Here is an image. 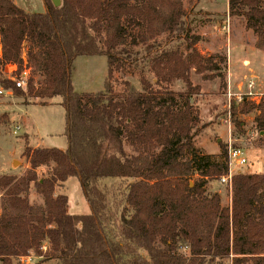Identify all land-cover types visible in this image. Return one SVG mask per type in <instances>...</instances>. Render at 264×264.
<instances>
[{
	"label": "trees",
	"instance_id": "trees-1",
	"mask_svg": "<svg viewBox=\"0 0 264 264\" xmlns=\"http://www.w3.org/2000/svg\"><path fill=\"white\" fill-rule=\"evenodd\" d=\"M227 2L228 19L241 20L264 51V0ZM42 3L44 12L33 13L0 0V65L20 72L25 52L29 69L24 90L1 74L0 88L43 105L60 98L67 146L25 144L28 168L19 177L0 176V262L19 264L32 254L59 264H264V173L235 174L230 207L218 194L206 195L208 181L228 172L226 149L219 144L215 157L195 145L207 125L191 103L199 94L191 74L219 79L225 90V58L198 52L199 37L183 23V0ZM181 35V42L170 43ZM134 47L143 49L152 79L141 74L140 89L121 81L116 94L114 72ZM81 56L106 58L103 91H74L73 63ZM175 82L185 90L174 91ZM253 112L255 129L264 135V93L257 103L230 101L241 134L237 117ZM43 168L48 171L40 177ZM71 177L89 214H69L68 197L56 192ZM32 189L42 204L30 202Z\"/></svg>",
	"mask_w": 264,
	"mask_h": 264
},
{
	"label": "rangeland",
	"instance_id": "rangeland-1",
	"mask_svg": "<svg viewBox=\"0 0 264 264\" xmlns=\"http://www.w3.org/2000/svg\"><path fill=\"white\" fill-rule=\"evenodd\" d=\"M17 1V2H16ZM29 12H44L42 0H15ZM186 16L183 18L184 26L190 28L194 35L199 37L196 49L203 56L218 55L225 58L221 65V74L225 76L226 89L213 92L219 79L203 81L201 76L191 74L193 85L199 87V94L191 98V103L199 110L201 124H206L195 139V145L202 153H210L219 157L221 151L219 144L225 149L228 142L234 147L241 148L247 157L248 164L242 168H233L232 173L261 174L264 173V135L258 133L254 125L255 112L247 116H238L244 123L241 134L233 125L229 115V102L227 99V79L229 64L238 63L237 82L243 84L250 80L255 82V93L260 96L264 93V52L256 49V39L252 32L245 29L239 19L229 20L227 17L226 0H183ZM180 37H174L170 43H179ZM165 43V42H163ZM230 46V51H229ZM126 58L125 56H128ZM144 51L140 47L132 48L124 55L123 69L114 72V92L121 93V81H128L140 89V75L152 79L148 73V63L143 59ZM136 59V61H135ZM135 61V62H134ZM245 63V64H244ZM231 67V69H234ZM0 74L2 77L0 66ZM107 76L106 58L104 56L77 57L73 63L72 86L76 93H96L103 91L104 80ZM39 78H37L38 80ZM236 82V83H237ZM176 92L185 90L181 82L172 84ZM237 93V87L233 88ZM243 91V90H242ZM60 98L48 100L47 104H40L34 98H15L12 91L6 90L0 97V176H21L28 168L26 158L23 156L25 144L31 148L66 149L67 140L64 135V110L59 105ZM19 128L16 130V128ZM15 132V133H14ZM207 142H206V141ZM207 143L209 146L200 147ZM48 169L39 170V176H46ZM194 180L198 177L194 176ZM118 184L117 180H104L102 185ZM206 195L218 194L223 207H230L231 187L220 184L218 180L208 181L205 187ZM64 193L68 199V213L71 215L89 214V207L82 195L79 182L71 177L64 183L63 189L56 191ZM1 197V191H0ZM32 204H42L41 196L32 189L29 195ZM45 250V249H44ZM188 255L187 249L181 250ZM0 264H2L0 262ZM12 264H17L15 261ZM19 264H59L57 261L46 260L30 255L21 258ZM223 264H232L231 260H224ZM245 264H251L247 262Z\"/></svg>",
	"mask_w": 264,
	"mask_h": 264
},
{
	"label": "built area",
	"instance_id": "built-area-1",
	"mask_svg": "<svg viewBox=\"0 0 264 264\" xmlns=\"http://www.w3.org/2000/svg\"><path fill=\"white\" fill-rule=\"evenodd\" d=\"M2 58L1 54V45H0V61ZM22 58V70L19 72L16 65H0L1 66V72L5 79L10 80L14 83L16 89L24 90L26 86V81L29 76V69H27V60L25 52H22L21 54ZM255 82L253 80H249L245 84V89L243 92H239L238 94H233L230 91V87L227 88L226 96L228 99V102L230 104L231 100H234L236 103L241 102L243 98H246L248 100L258 102L262 94L259 96L258 93H255ZM6 91L0 88V97L4 95ZM19 128L17 127L16 130ZM15 133V132H14ZM248 164L247 157L245 156L244 151L241 148L234 147L231 145V142L229 141L226 146V165L228 172L226 175L220 177L218 179V182L223 185H227L231 187V181L234 174L232 173L233 168H242L245 167Z\"/></svg>",
	"mask_w": 264,
	"mask_h": 264
},
{
	"label": "crops",
	"instance_id": "crops-1",
	"mask_svg": "<svg viewBox=\"0 0 264 264\" xmlns=\"http://www.w3.org/2000/svg\"><path fill=\"white\" fill-rule=\"evenodd\" d=\"M14 3H15V0H12ZM228 0H226V2H227ZM17 2V1H16ZM228 3V2H227ZM18 7H20L21 9H23L24 11H26V12H29V11H27V9H25L21 4H19V3H15ZM229 51H230V46H229ZM258 51H260V50H258ZM264 52V51H263ZM245 64V63H244ZM239 65L240 64H238V63H234V64H229V75H228V79H227V88L228 87H230V91L233 93V94H238L239 92H243L242 90H244L245 89V84H246V82L243 84L242 82H237V73H238V71H237V68H239ZM231 67H237L236 69L234 68V69H231ZM218 79H215V82L217 81ZM250 80V79H249ZM248 80V81H249ZM214 81V80H213ZM237 82V83H236ZM218 85L219 84H217V82H216V86H215V89L213 90V92H216V91H218ZM237 87V91H239L238 93L236 92V91H233V88L234 87ZM226 92H227V90H226ZM225 96H226V94H225ZM206 141V140H205ZM207 142V141H206ZM209 145L207 144V143H203V144H201L200 145V147L201 148H203L204 150H205V148L206 147H208ZM205 154H207V155H210V153H205ZM68 201H69V199H68Z\"/></svg>",
	"mask_w": 264,
	"mask_h": 264
},
{
	"label": "water",
	"instance_id": "water-1",
	"mask_svg": "<svg viewBox=\"0 0 264 264\" xmlns=\"http://www.w3.org/2000/svg\"><path fill=\"white\" fill-rule=\"evenodd\" d=\"M52 4L54 7H59L60 6V0H52ZM190 186H192V184H190Z\"/></svg>",
	"mask_w": 264,
	"mask_h": 264
}]
</instances>
